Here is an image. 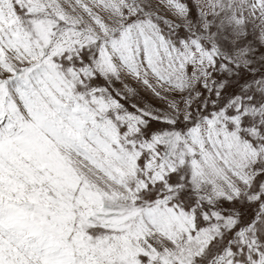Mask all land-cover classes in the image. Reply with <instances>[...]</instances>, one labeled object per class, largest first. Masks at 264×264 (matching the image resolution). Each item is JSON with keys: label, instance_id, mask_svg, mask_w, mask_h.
<instances>
[{"label": "snow or ice", "instance_id": "obj_1", "mask_svg": "<svg viewBox=\"0 0 264 264\" xmlns=\"http://www.w3.org/2000/svg\"><path fill=\"white\" fill-rule=\"evenodd\" d=\"M0 264H264V0H0Z\"/></svg>", "mask_w": 264, "mask_h": 264}]
</instances>
